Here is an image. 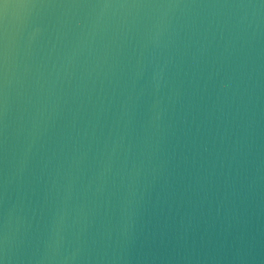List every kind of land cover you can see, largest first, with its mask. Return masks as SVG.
<instances>
[{
	"label": "water",
	"instance_id": "95a60500",
	"mask_svg": "<svg viewBox=\"0 0 264 264\" xmlns=\"http://www.w3.org/2000/svg\"><path fill=\"white\" fill-rule=\"evenodd\" d=\"M77 2L9 9L5 264H264V0Z\"/></svg>",
	"mask_w": 264,
	"mask_h": 264
},
{
	"label": "snow or ice",
	"instance_id": "6c2138e0",
	"mask_svg": "<svg viewBox=\"0 0 264 264\" xmlns=\"http://www.w3.org/2000/svg\"><path fill=\"white\" fill-rule=\"evenodd\" d=\"M45 0H0V153L3 149V115H4V94L3 86L5 82V67H6V47L7 39V20L9 9L20 10L19 14H23L29 9L41 6ZM60 6H64L63 4ZM70 6H84L72 0ZM110 6V5H106ZM6 257L0 254V264H5Z\"/></svg>",
	"mask_w": 264,
	"mask_h": 264
}]
</instances>
